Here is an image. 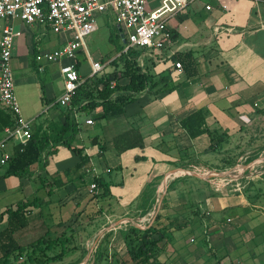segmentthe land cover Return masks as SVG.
<instances>
[{
    "label": "crops",
    "instance_id": "crops-1",
    "mask_svg": "<svg viewBox=\"0 0 264 264\" xmlns=\"http://www.w3.org/2000/svg\"><path fill=\"white\" fill-rule=\"evenodd\" d=\"M153 2L158 3L157 8L162 0H149L150 9H155ZM27 28L34 35L31 41L28 39L30 57L14 61L13 53L12 66L23 72L22 82L29 93L28 98L20 97L19 101L33 129L49 130L51 124L63 118L62 111L67 106L59 101L64 79L60 63L40 62L36 56L59 48L62 42L49 50L43 47L45 36L35 35L36 30L49 28L21 27L22 34ZM168 29L170 44L156 50L137 48L136 58L143 71L153 73L163 81L160 86L171 89L156 94L144 90L118 116L100 119L76 113V144L84 147L88 162L80 165V154L59 145L56 153L47 157L44 153L42 161L31 166L28 177L0 173L1 193L5 189L22 193L17 202H11L0 213L19 202L39 199L37 205L27 209V226L16 233L20 244L35 242L47 233V237L59 236L68 228L75 232L86 217L96 222L106 218L108 222L99 230L103 236L113 231L110 264H134L124 234L132 225L145 229L168 220L172 210L160 209L162 201L182 194L180 185L192 180L189 177L178 182V177L191 174L189 169L193 167L209 171L224 167L231 170L224 172L222 179L233 180L241 177L233 172L244 166L240 163L244 153H250V158L264 152V0H192L169 18ZM186 53H193L198 73L190 75L186 67H176L180 55ZM120 55L121 52L105 62L90 56L88 71L78 59L81 75H91L92 62L100 61L106 64L105 73L118 72L113 85L127 84L130 78L122 75L124 62L113 63ZM111 63L115 69L109 66ZM32 70L38 77L32 75ZM59 79L62 84L58 85ZM200 110L205 116V132L192 137L182 122ZM91 117L94 124H87ZM16 145L10 142L9 150L14 153ZM0 166L6 168L5 164ZM183 170L190 173L176 175ZM210 175L202 177L204 198L198 204L199 229L187 224L172 230L170 254L163 252L148 264H205L209 247L217 250V264H264V182L255 183L259 190H253L254 184L249 191L229 193L209 185ZM4 177L12 180L8 186H1ZM95 177H104L110 183V196L93 198L96 190L91 191V184ZM170 185L173 187L168 191ZM159 213L163 215L156 221ZM188 214L186 209L176 212L177 216ZM117 223L126 225L114 229ZM91 227L96 228L95 224ZM18 233L26 237L39 235L24 242L19 240L22 235L17 238ZM189 237L192 244L185 242ZM166 241L167 238L163 242Z\"/></svg>",
    "mask_w": 264,
    "mask_h": 264
},
{
    "label": "trees",
    "instance_id": "trees-1",
    "mask_svg": "<svg viewBox=\"0 0 264 264\" xmlns=\"http://www.w3.org/2000/svg\"><path fill=\"white\" fill-rule=\"evenodd\" d=\"M124 48L125 46L122 48L119 58L115 59L113 63L118 65L119 60L124 62L122 75L128 76L130 78L129 82L125 85L118 83L113 85L112 82L118 78L117 71L106 73L103 76H99V74H82L83 82L74 93L71 103L64 106L63 118L51 124L49 130L42 131L38 129L32 132V136L26 144H17L14 147L11 159L5 164L6 171L2 176L15 175L20 178L30 176L31 166L38 161H42L44 153L46 157L56 153L59 145L66 146L80 154L82 159L80 165L88 162V157L83 155L84 147L76 144L79 132V120L76 113H84L87 116L100 119L118 116L123 114L125 106L135 101L138 94L144 90L156 94L171 89L168 85L160 86L163 81L156 79L153 73L143 71L136 58L139 52L137 48L123 52ZM179 58V61L186 67L188 74L198 73L193 53L180 55ZM80 64L78 61L77 68L79 70ZM14 123L13 113L1 106L0 131L6 126L14 125ZM204 123L205 116L200 110L185 119L182 125L192 137H196L205 132ZM258 154H254L249 159L251 161L257 159ZM94 182L97 184V190H101V192L99 193L96 190L97 193L95 192L93 198L100 199L111 195L110 183L104 177H95ZM154 202L155 200L152 204ZM38 203V198L33 201H22L16 207L10 206L0 213V251L2 253L0 264H13L10 261L11 258L18 259L19 256H26V263L28 264H53L63 261L65 257L77 251L76 245H70L74 239H70L71 237L65 235L47 237L50 234L47 233L46 236L26 245L17 241L16 233L28 224V207ZM149 207L144 210L145 213ZM161 216L162 214L159 213L156 221H159ZM176 224H174V227ZM159 225L160 223L156 222V224L145 229L132 225L124 234L128 254L134 264H148L151 258L165 252L164 245L166 246V243L163 240L166 239V232ZM176 228H173V230ZM112 235V230L106 232L99 242L95 250L94 264H101L110 257ZM162 242L163 244H161ZM84 257V255H81L73 263L80 264Z\"/></svg>",
    "mask_w": 264,
    "mask_h": 264
},
{
    "label": "built area",
    "instance_id": "built-area-1",
    "mask_svg": "<svg viewBox=\"0 0 264 264\" xmlns=\"http://www.w3.org/2000/svg\"><path fill=\"white\" fill-rule=\"evenodd\" d=\"M190 1L162 0L159 7L149 9V0H0V104L15 117L14 125L5 127L0 139V163L6 164L13 155L10 142L26 144L32 136V121L22 114L12 66L15 38L22 35L21 27L42 26L61 34L62 45L41 51L36 59L60 63L64 93L59 101L69 105L83 82L77 68L78 53L86 47V38L97 30L99 15H115L118 27L125 33V51L142 47L164 49L171 43L169 18L184 10ZM91 66V75L103 73L106 68L100 61ZM176 67L182 70V62L177 61ZM86 123L94 124V119L88 118ZM95 190L97 184L93 182L91 191Z\"/></svg>",
    "mask_w": 264,
    "mask_h": 264
},
{
    "label": "rangeland",
    "instance_id": "rangeland-1",
    "mask_svg": "<svg viewBox=\"0 0 264 264\" xmlns=\"http://www.w3.org/2000/svg\"><path fill=\"white\" fill-rule=\"evenodd\" d=\"M151 6L155 8L156 6H158V3L153 2ZM28 30H29L28 28L25 29V33L15 38V46L13 50L15 54V57L13 54L14 61L16 60V58L17 59L19 58L22 61L30 57L29 47L31 45V42H29L28 39H30L31 41L34 38V35L28 32ZM122 33L124 32H122L120 28L118 27L115 15L113 13H105V14L99 15L97 19V30L86 38L87 47H84V52L78 53V59L84 65L85 67L84 70L86 71L91 70V68L88 66L89 59L91 58L93 60H97L98 58H100L102 62H105V61H108L113 55H117L119 52H121L122 48L125 46ZM35 35L45 36L47 41L46 43L45 42L43 43V47L48 48L49 50L53 49L54 47L59 46L60 45L59 42L61 43L63 40V38L61 37V34H58L51 29L49 30L40 29L38 31L36 30ZM125 36L127 37V35ZM86 51H88L89 56L88 55L86 56ZM12 63H13V60H12ZM109 66L115 69V66L113 65V63H111ZM13 70H14L16 92H17L18 98L19 99L20 97L24 98L25 96L26 98H28L29 93L27 94L26 88L22 82L24 79L22 78L24 77L22 76L23 72L16 70L15 68H13ZM112 72L113 71L107 72V73H112ZM37 74L38 73L36 70H34L32 73L34 77H36ZM105 74L106 73L103 72V73H100L99 76H103ZM61 81H62L61 79L58 80V85L62 84ZM28 89L30 90L31 87H29ZM34 131H36L35 128L34 129L32 128V132ZM249 156H251L250 153H244L243 158L242 159L240 158V163H242V165L244 166H242V169H240V171L238 170L237 172H233V173H236L237 175H241V177L233 178V180H223L222 179L224 178V172L231 170L230 168H228L227 170L224 167L218 168L216 170L212 169L211 171H209L208 169L204 170V169H199L197 167H193L190 169L191 174L181 175L180 177L177 178L178 182L183 179L189 178V177H191L192 180H189V183L183 182L180 185L182 189L179 190V193H182V194L174 196V197L166 198V199L164 198V200L162 201V205L160 209H164V208L171 209L172 214L170 217L173 218L172 220H170V217H167L168 219L167 221L165 220V221L159 222L161 223L159 226L163 228L166 232L165 237L169 239V241L164 242L166 243V246L164 245V247L166 248L165 253L167 252L166 255L170 254V249H169L170 246L168 242L171 243L172 241V238L170 237V232L173 229L171 228L177 227L176 230H180L184 228L187 224H192L194 225L195 229L197 228L199 229L201 220L198 217V215L200 214L198 211L199 209L198 204L200 202L199 199L204 198V195H203L204 193L202 189L204 187V184L202 182L203 181L202 177L204 175L206 176L209 173L211 174L209 177H212V180H209L210 181L209 185L219 190L222 189L229 193H232V192L235 193V192H240V191L246 192V191H249L250 187L252 188V186L255 183H257L259 180L260 182L261 181L264 182V152H259L257 159L253 160L252 163H250L251 160L249 159ZM245 157H248L247 160L245 159ZM5 169H6L5 167L0 166V173H4ZM237 179L239 180L237 181ZM11 181L12 180H10V178L4 177V179L2 180L1 186H4V185L8 186V184ZM172 187L173 185H170V189L168 191H170ZM253 187H254L253 189L254 191L256 190V188H258V190L260 188L256 184ZM263 190H264V186H263ZM19 192L20 191L18 190L13 191L12 189H5L2 193L0 192V210L8 206V204H10L11 202H17L18 199L20 198V195L22 194ZM169 200L171 202H168ZM185 209L189 211L188 215L186 216L176 215V212H180ZM101 219H99L96 222V220L86 217L81 220V224H78L80 226L79 228L75 229V232L69 228L66 229L64 232L63 231L60 232L61 235H65L69 238L71 237L70 239H74L72 240L70 245L71 246L76 245L77 251L67 256L63 261H58L53 264H75L73 262L76 259H78L81 255H84L85 257L83 258L80 264H94L95 250L98 246L99 240L101 239V235H102V234L100 235L99 229L102 228L103 224L105 225V223L108 222L106 218H101ZM137 223L139 224L140 221ZM172 223L174 224L177 223V224L174 227V224ZM94 224L96 228L92 230L91 226ZM78 225H76V227ZM125 225H126L125 223L122 224V226H121V223H117L113 226V228L120 226L117 228L123 229ZM21 235L22 237L19 238V236ZM21 235L18 233L17 238H19V240L21 241L28 242L30 240H35L36 238H34L33 236L39 235V233L27 234V237L25 234H21ZM190 238L191 237H189L188 240L185 239V242L188 241L190 244H192L193 242H191ZM216 251L217 250H215L214 247L207 248L206 256L208 257V262L205 264H217V257L215 256H218V253ZM110 259L111 258L108 257L107 260H104L101 264H110ZM10 261L13 264H23V263H26V256H19L18 259L13 257L11 258ZM225 261H229V260H225ZM221 264H224V263L221 262ZM227 264H230V263L228 262Z\"/></svg>",
    "mask_w": 264,
    "mask_h": 264
},
{
    "label": "bare ground",
    "instance_id": "bare-ground-1",
    "mask_svg": "<svg viewBox=\"0 0 264 264\" xmlns=\"http://www.w3.org/2000/svg\"><path fill=\"white\" fill-rule=\"evenodd\" d=\"M263 158V157H262ZM190 170V169H189ZM185 173H190V171H188V170H183V171H181V172H178L176 175H180V174H185ZM176 175H174V176H176Z\"/></svg>",
    "mask_w": 264,
    "mask_h": 264
}]
</instances>
